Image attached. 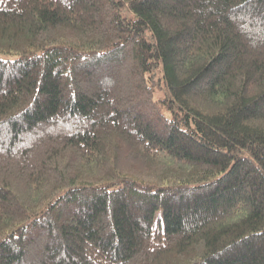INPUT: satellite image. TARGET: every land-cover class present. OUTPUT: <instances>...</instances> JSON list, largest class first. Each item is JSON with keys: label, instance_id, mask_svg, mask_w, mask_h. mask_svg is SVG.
<instances>
[{"label": "trees", "instance_id": "16d2710c", "mask_svg": "<svg viewBox=\"0 0 264 264\" xmlns=\"http://www.w3.org/2000/svg\"><path fill=\"white\" fill-rule=\"evenodd\" d=\"M0 264H264V0H0Z\"/></svg>", "mask_w": 264, "mask_h": 264}, {"label": "rangeland", "instance_id": "374dc122", "mask_svg": "<svg viewBox=\"0 0 264 264\" xmlns=\"http://www.w3.org/2000/svg\"><path fill=\"white\" fill-rule=\"evenodd\" d=\"M122 13L128 18H131L133 16L132 12L129 11L126 7H122ZM161 74V65H158L157 72H156V77H159ZM162 92V89H161Z\"/></svg>", "mask_w": 264, "mask_h": 264}]
</instances>
